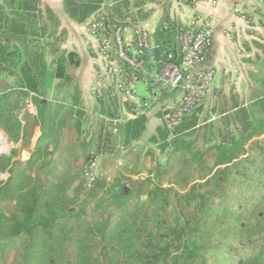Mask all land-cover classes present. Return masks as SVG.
<instances>
[{
  "label": "trees",
  "instance_id": "obj_1",
  "mask_svg": "<svg viewBox=\"0 0 264 264\" xmlns=\"http://www.w3.org/2000/svg\"><path fill=\"white\" fill-rule=\"evenodd\" d=\"M157 1L114 0L109 14L134 30L151 15L146 4ZM197 1L182 0L189 6ZM102 2L62 5L75 22H106ZM0 7L2 15L6 9L0 21V128L29 152L25 160L15 158L16 149L0 155V175L7 173L0 177V238L20 241L12 260L0 264H264L263 99L249 108L234 101L232 119H224L235 126L226 132L220 123L199 126L204 98L170 129L156 111L161 123L146 139L154 147L137 150L147 125L142 99L126 100L131 105L123 117L118 95L107 90L94 97L103 120L97 135L87 136L81 126L90 114L67 72L79 60L60 49L64 30L54 10L39 0H4ZM179 24L156 28L153 37L162 49L174 51ZM45 49L54 55L55 76L68 87L67 103L49 137L41 140L42 133L31 148L34 128L44 126L48 112ZM9 77L10 87L3 83ZM29 96L35 113L24 108ZM131 155L133 164L125 163L107 184L108 166ZM100 157L96 176L90 165ZM135 175L141 181L129 185Z\"/></svg>",
  "mask_w": 264,
  "mask_h": 264
},
{
  "label": "crops",
  "instance_id": "obj_2",
  "mask_svg": "<svg viewBox=\"0 0 264 264\" xmlns=\"http://www.w3.org/2000/svg\"><path fill=\"white\" fill-rule=\"evenodd\" d=\"M236 1L238 0H199L189 6L182 0H158L146 4L145 7L151 9V15L148 20L139 21L149 28L152 35L159 25L166 22L192 23L197 28L210 25L211 41L205 60L197 65L195 71L211 68L215 70L216 77L213 87L201 104L200 127L204 120L221 125V122H226L224 117L232 119L234 101L239 106L249 108L258 99L264 100V7L258 1L249 0L243 3L242 13L235 14L233 7ZM113 2L114 0H103L101 6L108 12L111 22L114 20L109 14V8ZM39 5H49L59 19L60 28L64 30L61 51L74 52L78 57L79 64L69 66L67 72L71 76V85L78 86L82 102L90 114L97 109L90 88L100 78L101 68L95 40L87 28L88 19L82 23L71 20L63 10L62 0H39ZM5 15L6 9H3L2 20ZM124 29L126 36L130 37L131 29ZM44 60L47 66L45 79L49 85L45 86V95L53 92L57 98L64 99H59L58 102L66 104L68 87L62 85L55 76L54 55L47 49L44 50ZM3 82L8 85L12 80L5 78ZM142 87L146 93H138L137 98L148 97L146 87ZM119 100L118 110L123 117H127L128 105L121 97ZM155 113L153 110L146 114L145 133L149 130L147 136L152 135L156 126L161 123Z\"/></svg>",
  "mask_w": 264,
  "mask_h": 264
},
{
  "label": "built area",
  "instance_id": "obj_3",
  "mask_svg": "<svg viewBox=\"0 0 264 264\" xmlns=\"http://www.w3.org/2000/svg\"><path fill=\"white\" fill-rule=\"evenodd\" d=\"M246 1L249 0L236 1L233 12L242 13ZM255 1L264 7V0ZM87 28L96 41L101 68L100 78L90 88L93 97L108 90L123 102L134 101L140 99L136 85L142 84L148 97L141 98L140 113L161 111L162 121L170 129L213 87L215 70L195 71L205 60L211 41L210 25L197 28L192 23L179 24L174 51L162 49L142 23L131 30L130 37L124 28L110 20L105 22L103 17L89 18Z\"/></svg>",
  "mask_w": 264,
  "mask_h": 264
},
{
  "label": "rangeland",
  "instance_id": "obj_4",
  "mask_svg": "<svg viewBox=\"0 0 264 264\" xmlns=\"http://www.w3.org/2000/svg\"><path fill=\"white\" fill-rule=\"evenodd\" d=\"M2 4H4V0H0V5H2ZM1 16H2V9L0 7V21L2 19ZM95 43H96V41H95ZM9 80L11 81L12 79L9 77ZM3 83H6V82H3ZM8 86L10 87L11 83L8 84ZM45 86L48 87L49 86L48 83L45 82ZM137 88H138V93L145 95L146 92L143 89L141 84H139L137 86ZM52 93L53 92L49 93V95H45V100L48 103L47 119H46L43 127L37 126L34 128L33 136L31 138V142H30L31 148L35 145L36 141L40 138L42 133H43V136L41 137L42 138L41 140L45 141L49 137L50 132L53 129V125H54L53 122L56 119L58 112L61 110L62 106L64 105L63 103L58 102V100L60 98H57V95H53ZM60 100H62V99H60ZM23 104H24L25 109L29 110L30 112L35 113V107L31 103L30 96L23 100ZM89 108H91V107L89 106ZM19 111H23V109L21 108V110H19ZM101 120H103L102 116L100 114H98L96 112V110L95 111L92 110V112L90 113L89 119L84 120V122L82 123V126H81L82 132L84 133V130H85V133L87 132V136H92V137L94 136L95 137L98 133ZM105 123L106 122H104V124ZM226 124L221 122V127L224 129V131H225L226 127H230L229 126L230 124L229 125H226ZM234 126H235V124L232 123L233 128H234ZM232 127H230V128H232ZM148 133H149V130H147V134L144 133L143 139L140 140L139 142H137V144H136L137 146H135L137 150H138V147H143V146L154 147L152 144L147 143V141H146V139L148 137L147 136ZM81 137H84L83 134H81ZM117 145H118V142H117ZM14 149L17 150L16 151L17 154L15 155V158H19L21 160H25L28 158L29 152L27 150L21 149L19 143H12L8 134L3 129L0 128V155L1 154H11L12 153L11 150H14ZM133 159H134V155H131V156H129V158L127 157V158L119 159L116 161V163L114 165L108 166V171H110L112 173V175H111V177H106V181L108 182L107 184H111L114 182L113 177L116 174V171L120 170L123 166H125V163H129V166L131 164H133V161H134ZM101 161H102L101 157L94 161L95 164L91 169V172L93 175L98 176L100 174L101 168H102L101 167ZM159 161H161V162L163 161V155L159 156ZM0 177L2 179H5L7 177V173L1 174ZM140 177L141 176H139V175H135L134 179L139 181ZM109 187L110 186L107 187L108 190L110 189ZM2 206H3V209L8 210L11 205L9 203H3ZM19 246H20L19 240H7V239H1L0 238V263H7L10 260H12V258L15 255V252L17 251Z\"/></svg>",
  "mask_w": 264,
  "mask_h": 264
},
{
  "label": "water",
  "instance_id": "obj_5",
  "mask_svg": "<svg viewBox=\"0 0 264 264\" xmlns=\"http://www.w3.org/2000/svg\"><path fill=\"white\" fill-rule=\"evenodd\" d=\"M140 181H141V180H139V181H135V182H130L129 185H131V184L137 185Z\"/></svg>",
  "mask_w": 264,
  "mask_h": 264
}]
</instances>
